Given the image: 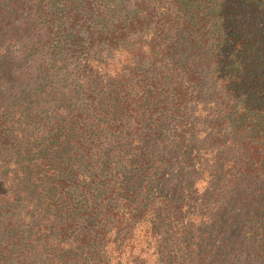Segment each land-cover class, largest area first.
Masks as SVG:
<instances>
[{
	"label": "trees",
	"instance_id": "16d2710c",
	"mask_svg": "<svg viewBox=\"0 0 264 264\" xmlns=\"http://www.w3.org/2000/svg\"><path fill=\"white\" fill-rule=\"evenodd\" d=\"M0 264H264V0H0Z\"/></svg>",
	"mask_w": 264,
	"mask_h": 264
}]
</instances>
